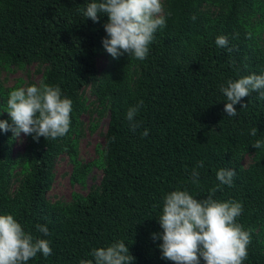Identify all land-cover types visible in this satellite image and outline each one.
Here are the masks:
<instances>
[{
	"label": "trees",
	"instance_id": "trees-1",
	"mask_svg": "<svg viewBox=\"0 0 264 264\" xmlns=\"http://www.w3.org/2000/svg\"><path fill=\"white\" fill-rule=\"evenodd\" d=\"M91 0H0V64L38 61L46 67L36 84L59 86L72 101L69 131L56 139L26 136L21 155L22 177L9 193L16 162L11 131L0 130V214H11L22 228L50 241L52 254L38 253L27 264H79L97 247L123 240L135 257L132 264H174L161 259L162 232L157 218L165 194L180 189L204 198L238 201L237 218L250 233L243 264H264V100L252 92L246 107L234 105L236 117L224 112L220 91L228 80L264 70V40L258 43L264 12L260 0H166V26L154 34L147 57L124 53L97 75L95 56L107 36V15L94 23L83 16ZM208 4L215 13L202 11ZM259 18L254 20V15ZM194 17V18H193ZM225 35L228 46L218 47ZM232 49L229 51L228 49ZM94 83L99 103L108 108L103 148L97 165L98 185L81 195L72 193L66 204L46 199L53 179V162L66 153L72 162V182L81 181L83 167L75 159L79 117L84 111L80 89ZM0 87V119L8 120L10 91ZM142 101L131 130L126 113ZM256 127L257 135H250ZM148 129V135L141 133ZM114 138V139H113ZM251 153L247 166L241 155ZM203 162V167L197 165ZM235 169L231 186L219 185L216 172ZM87 166H85V169ZM199 172V183L191 172ZM219 185V187H217ZM46 225L50 235L36 230ZM200 264H205L203 258Z\"/></svg>",
	"mask_w": 264,
	"mask_h": 264
},
{
	"label": "clouds",
	"instance_id": "clouds-1",
	"mask_svg": "<svg viewBox=\"0 0 264 264\" xmlns=\"http://www.w3.org/2000/svg\"><path fill=\"white\" fill-rule=\"evenodd\" d=\"M163 11L162 0H91L82 14L94 23L107 15L103 24L107 36L101 43L114 59L127 53L143 60L156 31L166 26ZM215 43L225 48L228 39L220 35ZM220 91L226 97L224 112L236 117L234 105L246 107L243 98L250 93L255 92L264 100V70L230 79ZM142 106L140 101L126 113L133 131L138 127L134 117ZM71 112L72 101L62 96L60 87L41 81L39 86L29 85L10 91L7 99L10 122L0 119V130L11 131L15 140H21V134L30 135L37 142L40 137L54 140L69 131ZM141 135L146 137L148 129ZM250 135H257L256 127L250 130ZM252 147L264 148V140H255ZM199 167H203V162L197 165ZM235 175L232 168L221 167L216 172L219 185L231 186ZM198 178L199 172L194 168L191 182L198 184ZM214 193L215 189L204 198H196L187 190L177 189L164 195L162 212L157 218L162 232L151 234L153 240L162 241L158 245L161 259L174 264H200L201 258L205 264H243L251 236L237 223L243 211L242 204L234 200L219 201L214 199ZM36 230L44 237L50 235L46 225L37 224ZM38 253L44 257L51 255L50 241L25 231L13 215L0 214V264H27ZM89 256L91 258L81 259L79 264H132L135 260L123 240L94 248Z\"/></svg>",
	"mask_w": 264,
	"mask_h": 264
},
{
	"label": "rangeland",
	"instance_id": "rangeland-1",
	"mask_svg": "<svg viewBox=\"0 0 264 264\" xmlns=\"http://www.w3.org/2000/svg\"><path fill=\"white\" fill-rule=\"evenodd\" d=\"M264 2V0H260ZM163 10L166 9V0H162ZM202 11L215 13L217 8L208 4L201 6ZM163 11V13H164ZM254 20L259 18L254 15ZM262 28L258 43L262 46L264 40V12L260 18ZM109 56L104 48L95 56L94 67L99 75L109 66ZM46 64L44 62L30 61L13 63L10 65L0 64V87L4 90L15 89L36 85L41 78ZM95 85L90 82L83 86L79 93L84 102V111L79 117L78 135L76 137L75 159L79 167H83L81 181L72 182L70 175L73 171L72 162L66 153H60L53 162V179L49 190L46 192V199L50 203L66 204L71 200L72 193L81 195L87 193L92 187L98 185L102 171L97 165L100 150L103 148V136L108 119V108L99 103L95 95ZM22 135L21 140H14L11 153L15 159L11 170L9 182V193L18 185L23 174L21 155L26 145V136ZM251 153L241 155L240 163L247 166L252 160ZM85 166L87 168L85 169Z\"/></svg>",
	"mask_w": 264,
	"mask_h": 264
}]
</instances>
